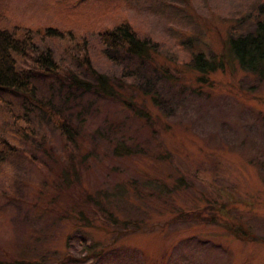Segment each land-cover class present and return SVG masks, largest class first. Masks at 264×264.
Here are the masks:
<instances>
[{
    "label": "rangeland",
    "instance_id": "rangeland-1",
    "mask_svg": "<svg viewBox=\"0 0 264 264\" xmlns=\"http://www.w3.org/2000/svg\"><path fill=\"white\" fill-rule=\"evenodd\" d=\"M251 2L0 0V30H16L19 38L28 31L33 34V50L17 62L19 68L32 71L37 102L0 92V151L4 140L13 152L0 165L1 256L28 259L31 264H264V80L230 63L202 86L185 65L192 51L222 56L228 37L251 31ZM174 7L188 19L176 20ZM121 21L149 42L153 63L129 57L121 49L114 53L101 48L99 32ZM47 28H56L65 37L42 42ZM182 36H188L191 47L182 43ZM46 48L53 52L61 79L46 77L33 65V58ZM84 53L123 95L156 94L166 104L160 110L148 106L170 126L161 132V142L171 161L155 160L164 154L151 145L147 158L111 162L107 142L112 140L107 127L111 121L141 141L146 130L138 129L115 104L71 89L69 75L88 78L81 64ZM37 105L57 116L74 117L82 111L85 129L101 133L96 160L81 172L87 192L118 196L117 186H124V191L126 183L135 187L120 195L132 196V205L116 198L112 209L121 219L140 223L145 232L118 237L114 242L123 245L122 250L99 262L89 254L112 242L114 235L98 226L79 228L77 215L61 218L57 212L34 207L49 196V203L59 202L61 210L72 215V198L80 196V186L64 191L53 181L46 185L65 159L57 130ZM48 167L54 170L48 172ZM181 178L180 189L172 191ZM233 202L241 205L231 209ZM223 204L227 206L217 226L171 221L179 212L218 214ZM227 217L243 222L260 242L235 240L225 230ZM65 254L76 261L64 262Z\"/></svg>",
    "mask_w": 264,
    "mask_h": 264
},
{
    "label": "trees",
    "instance_id": "trees-1",
    "mask_svg": "<svg viewBox=\"0 0 264 264\" xmlns=\"http://www.w3.org/2000/svg\"><path fill=\"white\" fill-rule=\"evenodd\" d=\"M251 1L253 2H251L250 5L249 18H252L253 29L245 33H239L228 37L225 42L224 55L207 57L203 52L192 51L190 60L185 65L194 72L195 82L198 85L208 86L209 76L217 72L225 71V68L230 63H235L242 72L248 73L260 81L264 80V0ZM174 9V18L176 20L186 21L188 19L185 18V15L180 14L182 9L178 7H174ZM41 35L43 38L42 42L47 39H61L65 37V34L56 28H47ZM187 37L188 36H182V38L185 39H183L182 43H184V45H190L191 47L192 44ZM97 38L104 51L107 50L115 53L121 49L126 52L129 57H134L148 63L154 62L152 47L149 42L141 38L127 21H121L114 26H105L103 30L99 32ZM33 40L34 37L31 31H28L19 38L16 37V30H0V92L14 93L24 99V102L29 103H37L32 71L19 68L17 59L25 58L28 52L33 50ZM32 61L34 67L44 76L55 77L57 79L62 78L58 71L59 66L54 59L53 52L49 48L37 54ZM81 64L89 79L83 80L74 74L69 75V85L71 89L80 90L82 93L92 95L95 99L105 100L115 104L119 109L123 110L124 114L128 117L127 119L137 123L138 129L143 128L146 130V135L143 134V140L141 141L128 132L122 131L118 122L114 121L115 124H112L111 121L107 126L108 130L112 133V140H107L108 150L111 152V162L113 163V161L115 162L119 159L131 160L147 158L149 155L146 154V149L151 151V145L154 146L155 149L160 150V153L164 154L162 156L157 155L155 160L171 161L168 151L163 147L161 142V132H168L170 126L168 123L164 122L163 118L161 120L157 113H152L150 106H148V103L149 105L151 103L153 109L160 110L163 106L165 108L166 104L163 103V105L156 94L141 93L138 96L123 95L122 92H120L121 90H119L120 86H118L119 88L115 87L109 77L99 73L93 68L88 53H84V56H82ZM37 106L49 116L50 121L57 130L63 143V157L65 159L60 161V166L58 167L60 168L59 171H56L53 175V177H55L49 179L46 185H49V181H53L54 186L58 184L57 188L59 190L64 188V191H68L67 189L70 190L73 186L74 188L80 186L78 191L80 196H75V200H73L74 197L72 198V215H70L71 213L61 210L59 202H55L54 206L49 203L47 201L49 196L45 198L42 204L40 200L36 202L34 207H38L39 205L42 209L41 212H57L61 218L77 215L76 220L78 223L76 225H80L78 226L79 228L98 226L104 233L114 235L112 242L98 246L97 251L94 250L89 254L95 262H99L109 253L112 255L122 250L123 245L117 246L118 243L114 242L118 237L128 232L132 234L145 232L140 223L121 219L112 209V204L114 205L116 203V198L120 201L124 200L126 201L125 203L132 205V196L120 195L127 193L130 189H135V187L133 185L130 187L129 184L126 183L128 188L124 191V186L123 189L117 186L118 188L114 190V193H117L118 196H107V194L103 192H101L102 196H99L95 193L87 192L82 187L81 172L82 170L84 171V169H91L90 165L92 161L96 160L99 149L96 139L101 137V133L97 131L89 133L85 129L82 111H78L74 117L72 114L68 116L59 114L57 116L52 110L39 105ZM128 129H131V127ZM26 130V128H22L20 132L25 133ZM2 145L3 148L0 151V165L6 160L8 155L13 153L11 152L12 147L6 141L2 140ZM46 169L48 172L54 170V168L52 170L50 167ZM112 169L114 170L117 168L113 166ZM183 182L182 178L179 179L178 184H175L171 188L172 191L179 190ZM50 184L52 185V183ZM43 205L44 208L41 207ZM240 205L241 203L239 202H233L230 208L237 209ZM226 206L227 205L224 204L223 207L220 206L217 211L218 214L205 212V215V213L202 214L200 211L199 213L196 211L179 212L171 221L176 220V223L179 221L190 222L192 220H197L199 225L217 226V219L221 216ZM39 207L38 210L40 209ZM86 212L89 214L87 213L86 215ZM227 221L229 224L225 230L232 235L235 240L242 243L260 242L243 222L237 221L234 217H227ZM95 223L98 224L96 225ZM166 224L164 223L163 226ZM123 251H121V253ZM89 255L87 258H89ZM87 258L85 260H87ZM67 260L75 259L69 254H65L63 261L66 262ZM0 264H31V262L24 258L17 259L15 257H9L8 255H0Z\"/></svg>",
    "mask_w": 264,
    "mask_h": 264
}]
</instances>
